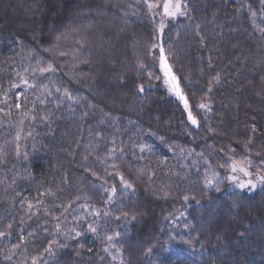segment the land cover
Wrapping results in <instances>:
<instances>
[{
    "label": "trees",
    "instance_id": "trees-1",
    "mask_svg": "<svg viewBox=\"0 0 264 264\" xmlns=\"http://www.w3.org/2000/svg\"><path fill=\"white\" fill-rule=\"evenodd\" d=\"M186 2L163 18L143 0H0V264H264L262 5Z\"/></svg>",
    "mask_w": 264,
    "mask_h": 264
},
{
    "label": "snow or ice",
    "instance_id": "snow-or-ice-1",
    "mask_svg": "<svg viewBox=\"0 0 264 264\" xmlns=\"http://www.w3.org/2000/svg\"><path fill=\"white\" fill-rule=\"evenodd\" d=\"M143 2L148 7L149 11L153 12L154 14L161 15L163 18H174V17H176L178 15L179 16H184V15H186V9L188 7L186 0H143ZM260 3L262 5L261 12L264 13V0H260ZM157 10H161V11L158 12ZM249 10L251 12V16L253 18H255L256 15H257L256 11L251 10V8ZM256 27L261 32V34L264 35V27H260L259 25H256ZM163 29H164V23L162 22L161 25H160V31L163 32ZM56 39H57V41H59L61 39V37L58 36ZM63 39L67 40V39H69V37L67 35H65L63 37ZM75 43L80 45V48L84 47V44L82 43L81 40L77 39V40H75ZM156 47H157V45H153V48H156ZM58 48H59V44H56V45H53L49 49H45V51H48L50 54H53ZM59 55L60 56H66V55H68V53L64 52V51H60ZM74 59H75V57H74ZM159 60H160L161 71L163 72L164 77H165L164 83L169 87V91L170 92L174 93L180 100H182L184 102V108H185V110H187V119L191 122V124L197 125L198 121H197L196 117L193 115L192 111L189 109L188 101L184 97V95H183V93H182V91L180 89V85H179L177 77L172 73V69H171L170 65L167 63V58H166V55H165V51H164V48L162 46L159 47ZM81 63H88V61L84 60V61H81ZM140 67H143V65L141 64ZM54 71H56L54 66L51 63H48L46 66H39L38 65L37 68L33 69V74L35 75L38 72L40 75L43 76V75H46L48 73H52ZM217 80H218V78H217ZM24 83L28 84V81L25 80ZM28 86L29 87H35L34 84H28ZM139 90L143 91V86L142 85L139 87ZM210 90L211 89H209V91ZM57 91H60V90L57 89ZM64 94H65V96H67V98L69 100L72 99V97L70 95H68L67 91H65ZM16 107L19 109L21 107V105L18 103L16 105ZM199 107L201 109H204V108L207 107V105L202 103V104L199 105ZM0 111H3V109H0ZM33 119H34V117H33ZM22 122L23 121H21V123ZM140 150L144 151V148L141 147ZM114 153H115V149H113L109 153V156L112 157L113 159H115ZM17 155H19V148H17ZM85 159H87V157H85ZM205 162L207 163V161H205ZM246 163L249 166H251V160H248L246 158ZM244 164H245L244 161L237 162V161L233 160L231 162V164L228 165V167L231 169V171L233 173L242 172L245 176H250L251 173L247 171V169L244 166ZM220 166L224 167L225 165H220ZM112 167L115 168L116 165L113 164ZM116 174L120 175L118 172ZM93 175H95V173H93ZM109 175H111V173H109ZM212 175L215 177V176L218 175V173L213 172ZM230 179L233 182L237 181V177L236 176H231ZM257 180L260 183L264 184V176L258 175L257 176ZM120 182H121V185L124 188H126V189H132L133 188V185L131 183H129L128 181H126L124 179L123 175H120ZM207 184L209 186H211L213 184V181L211 179H209V180H207ZM249 185L253 189L256 187V183H254L252 180H248L247 183H244V182L237 183V187H239V188H247V187H249ZM116 190L117 189H116L115 186L111 187V189H108V188L104 189L105 192H109V191L111 192V195L108 197V201H107L108 203H111L113 201V196L115 195ZM187 199L188 198L185 197V200H187ZM31 207L32 206L29 205V208H31ZM68 207H71V203L68 205ZM107 214H108L107 212L104 213L105 216ZM95 215L99 216L100 213L96 212ZM123 215L127 216V213H124ZM117 219H119V217H117ZM11 227H12V225L9 224L8 228L10 229ZM89 230L92 231V232L96 231V229L94 227H92L91 225L89 226ZM4 235H5V233L0 232V236H4ZM79 235H80L79 232H75V236L78 237ZM116 236H119V233H117ZM106 239L111 242L114 239V237L108 236V237H106ZM50 248H51V245H50L49 249H46V251H50ZM105 252H108L109 255H112V253H111L109 248H105ZM116 252L119 254L120 253V249L117 248ZM112 258H113V260H115L116 256L113 255ZM6 259L10 260L11 257L10 256L6 257ZM32 264H38L37 260L33 259Z\"/></svg>",
    "mask_w": 264,
    "mask_h": 264
},
{
    "label": "rangeland",
    "instance_id": "rangeland-1",
    "mask_svg": "<svg viewBox=\"0 0 264 264\" xmlns=\"http://www.w3.org/2000/svg\"><path fill=\"white\" fill-rule=\"evenodd\" d=\"M168 63V62H167ZM169 64V63H168ZM160 70H161V68H160ZM162 72V71H161ZM172 73L174 74V72H173V70H172ZM162 75H163V77H164V74H163V72H162ZM175 75V74H174ZM176 76V75H175ZM178 79V78H177ZM164 80H165V77H164ZM178 82H179V80H178ZM179 85H180V83H179ZM169 88V87H168ZM180 89H181V91H182V88H181V85H180ZM182 93H183V91H182ZM171 94L172 95H174L175 97H177L174 93H172L171 92ZM184 95V94H183ZM184 97H185V95H184ZM178 98V97H177ZM186 98V97H185ZM179 99V98H178ZM180 100V99H179ZM182 103H183V105H184V102L182 101V100H180ZM235 175H237V177H242L241 178V182H244V183H247V181L248 180H251L252 179V174L250 175V176H245L242 172H236L235 173ZM257 186H259L258 185V183H256V187L255 188H257ZM249 188H251V189H253L250 185H249ZM244 189V188H243Z\"/></svg>",
    "mask_w": 264,
    "mask_h": 264
}]
</instances>
